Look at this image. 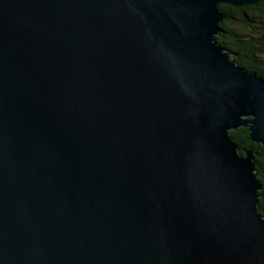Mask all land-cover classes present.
<instances>
[{"label":"water","instance_id":"water-1","mask_svg":"<svg viewBox=\"0 0 264 264\" xmlns=\"http://www.w3.org/2000/svg\"><path fill=\"white\" fill-rule=\"evenodd\" d=\"M0 0V264H264V79L220 5Z\"/></svg>","mask_w":264,"mask_h":264},{"label":"trees","instance_id":"trees-1","mask_svg":"<svg viewBox=\"0 0 264 264\" xmlns=\"http://www.w3.org/2000/svg\"><path fill=\"white\" fill-rule=\"evenodd\" d=\"M223 20L214 37L217 44L239 67L264 79V1L251 6L220 5ZM241 155L251 152L254 172L260 182L257 209L264 218V145L250 139L248 127L229 132Z\"/></svg>","mask_w":264,"mask_h":264}]
</instances>
